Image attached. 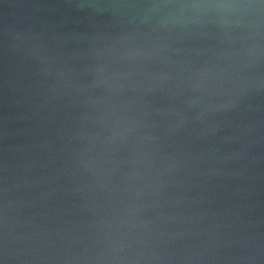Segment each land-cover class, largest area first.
Returning <instances> with one entry per match:
<instances>
[{"label":"water","instance_id":"water-1","mask_svg":"<svg viewBox=\"0 0 264 264\" xmlns=\"http://www.w3.org/2000/svg\"><path fill=\"white\" fill-rule=\"evenodd\" d=\"M0 264H264V0H0Z\"/></svg>","mask_w":264,"mask_h":264}]
</instances>
